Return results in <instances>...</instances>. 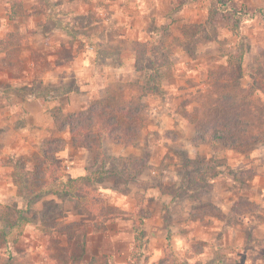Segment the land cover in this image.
Here are the masks:
<instances>
[{"label":"rangeland","instance_id":"obj_1","mask_svg":"<svg viewBox=\"0 0 264 264\" xmlns=\"http://www.w3.org/2000/svg\"><path fill=\"white\" fill-rule=\"evenodd\" d=\"M141 6L163 19L135 14ZM65 10V36L52 37ZM124 22L146 27L143 37ZM61 39L67 46H51ZM74 55H93L104 83L87 107L108 83L124 84L148 106L145 129L135 146L72 145L64 159L48 152L65 135L56 126L17 153L0 126V264H264V136L197 143L184 116L230 55L242 58V86L264 101V0H0V106L75 88L54 71Z\"/></svg>","mask_w":264,"mask_h":264},{"label":"trees","instance_id":"obj_2","mask_svg":"<svg viewBox=\"0 0 264 264\" xmlns=\"http://www.w3.org/2000/svg\"><path fill=\"white\" fill-rule=\"evenodd\" d=\"M242 76V58L230 55L224 71L213 74L209 88L198 96L194 111L183 113L195 125V142L232 148L263 138L264 101L256 95L260 88L243 87ZM113 85L108 83L101 99L94 100L84 110L61 114L57 109L55 126L60 132L68 131L73 145L100 149L105 140L127 147L136 145L147 123L148 106L142 96H127L124 84L119 83L117 88ZM65 145L63 137L53 139L48 152L54 155ZM42 161L45 164L46 160ZM43 170L46 173L47 169ZM142 220L140 217V223ZM134 230L135 241L141 242L144 229L139 224Z\"/></svg>","mask_w":264,"mask_h":264},{"label":"crops","instance_id":"obj_3","mask_svg":"<svg viewBox=\"0 0 264 264\" xmlns=\"http://www.w3.org/2000/svg\"><path fill=\"white\" fill-rule=\"evenodd\" d=\"M64 3V1H61V4L58 6L63 7L66 5V3L65 5ZM55 8L59 9L58 7ZM130 11H132V9H130ZM134 11L135 14L141 15L142 17L149 18L154 15L157 21L163 19V15L160 13L159 9H146L141 6L140 9H134ZM60 13L61 18H63L62 26L57 28V30H54V33L52 32V37H55L58 34H60L61 37L65 36L64 34L66 32L64 33V31L66 27H64L63 22L68 24L71 14H73L71 11L66 10L61 11ZM126 17L133 18L134 16L133 13H127ZM124 24L126 25V30L132 35H136V37H140L138 35L142 36L144 30H146V27L141 25L138 26L132 23L127 24L126 22H124ZM61 40L62 41L58 42L51 40V46H67V42L64 39ZM63 41L66 43H63ZM56 56L57 55L51 53L50 58H54L55 60L58 58ZM59 59H61V61L55 65L57 69L54 70L57 72V77L64 80L62 86H65L64 84L69 82L68 80H73L75 83L73 86H75V88L72 90L67 89L69 86L72 87V85H69L66 88L62 87L61 90L66 89V92L63 94L60 93V96L55 99L45 101V104L40 98L30 97L19 99L15 94H13L8 101L6 98V100L2 101L3 103L0 106V126L7 127V131L10 134V140H13L11 143L12 145L14 144L12 146V152H21L20 149L35 151L36 147L44 143L48 137L54 136L51 135L55 126L53 117L54 110L58 109L64 112L83 110L87 107L89 101L93 99V96L98 92L99 88L104 86V83H102V85L95 83L97 75H94V67L97 63L93 55L84 56L82 59H80V55H74L67 61H62V58ZM62 62L64 63L61 64ZM51 73H53V76H56L53 71ZM11 89L13 90V87ZM20 121H22V123L18 125ZM64 133L65 135H63V138L66 140V145L63 150L57 152V156H61L64 159H70L69 151L73 144L70 140L68 131H65ZM58 136H62L61 132H59ZM71 168V173L74 176L81 175L76 166Z\"/></svg>","mask_w":264,"mask_h":264}]
</instances>
